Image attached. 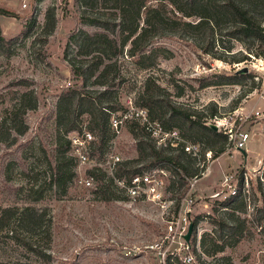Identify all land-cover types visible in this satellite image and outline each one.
Segmentation results:
<instances>
[{"label": "rangeland", "instance_id": "rangeland-1", "mask_svg": "<svg viewBox=\"0 0 264 264\" xmlns=\"http://www.w3.org/2000/svg\"><path fill=\"white\" fill-rule=\"evenodd\" d=\"M82 1L0 0L1 8L15 14V17L0 14L1 36L5 41L13 40L11 45L4 47L5 51H0V123L12 107L17 94L23 90L21 83H30V88L35 91L37 97L36 109L28 112L25 117L28 127L26 134L18 137L13 145L10 143V137L0 134V207L24 204L27 178L23 172L33 165L40 172V184L43 189L42 199L33 206L45 213V227L50 235V238H47L46 233L42 235L41 257L18 247L1 235L0 262L189 264L188 258H192L193 264H200V261L225 264L221 259L225 256L230 258L232 264H264V233H259L260 229L250 223L247 224L249 234H246V238L235 248L225 249L223 254L208 257L203 254L204 248L200 244L202 235L214 230V226L205 216L216 218L213 208L216 202L224 200L235 190L236 174L243 172L244 195L249 204L246 215L243 216L249 221L254 203L252 204V197L249 201L248 193L251 188H255L257 180L264 184V60L260 58H251L250 61L231 66L201 54L187 41L176 38L161 41V45L170 50L173 57L159 59L156 67L152 69H140L126 56L117 58L120 78L118 79L117 74L111 76L117 78L109 84H114L111 92L121 103L122 111L126 108L127 100L133 101L135 106L139 107L137 104L143 84L148 76H152L174 95L172 100L197 112H203L207 117L210 106L215 105L216 118H208V126L214 125V121H222L223 118L227 119L228 124L232 122L231 118L239 122V118L251 112H259V117L252 116L251 120L244 123L243 129L249 131L251 137L243 152L230 150L225 144L222 154L207 152L211 154V159H207L205 151L216 149L221 141L211 142L203 139L192 144L193 141L186 134L176 129L174 131L177 132V139H167L166 146L162 148L156 146L158 149H165L172 156L176 152L175 149L181 145H193L194 153H186L182 157V164L192 173L191 177L184 170H178L175 174L173 167L164 162L148 169L146 162H149L151 157L136 164L138 174L160 170L164 172L161 178L165 184V198L171 202L169 212L162 214L147 204L104 200L93 193L94 189L86 188L78 182L79 179L89 177V171L102 175L103 166L99 165H103V156L110 148L119 155L120 164L137 159L136 144L129 131V121L123 122L118 134L112 130L109 132L102 150L94 145L91 151L88 150L90 163L79 166L73 160L75 175L67 184L65 192L48 186L45 178L50 170L46 162L58 134L57 101L61 94L76 86L65 59L68 37L78 30L89 33L99 31V28L82 21V17L101 18L106 14L103 0H97L93 6H85ZM30 20L34 23L31 29H27L25 26ZM219 45L221 46V43ZM222 46H229L227 39L223 41ZM256 48L257 45L252 51ZM218 50L217 54L222 60L230 61V55L242 50V47L235 44L231 53ZM68 58L76 62L82 60L78 58L72 45L68 48ZM241 68H247L248 72L257 78L252 80L249 77L234 84L197 90L195 78ZM91 82L87 90H102L99 86H92ZM175 86L184 89L179 98L175 97L178 93ZM79 111H76L75 115L78 128L76 131L80 129L91 133L96 142L97 135L88 127V115H78ZM60 128L62 130L64 126ZM217 131L223 132V127ZM96 168L99 171H95ZM208 169L210 173L207 172L208 175L204 177L202 174ZM194 174L199 178L193 176ZM187 186L189 188L186 195L177 204L179 194ZM255 204L257 208L261 207V201ZM197 218L199 219L196 220ZM194 221H197L196 228L193 227L191 238L186 242L184 236L189 224ZM194 238L195 251L194 248L190 249ZM162 252L165 253L163 262L158 256Z\"/></svg>", "mask_w": 264, "mask_h": 264}, {"label": "trees", "instance_id": "trees-1", "mask_svg": "<svg viewBox=\"0 0 264 264\" xmlns=\"http://www.w3.org/2000/svg\"><path fill=\"white\" fill-rule=\"evenodd\" d=\"M96 1L83 0L82 2L85 6H93ZM103 4V9L106 10L105 16L82 17V21L100 30L92 33L78 30L72 32L67 41L65 59L68 61L76 86L61 94L57 101L58 134L51 154L48 157L46 155V165L50 173L45 178L50 188L54 187L62 192L66 191L67 184L75 175L73 168L75 159L70 156V142L67 137L69 133L77 132L76 111L80 110L78 115H88V127L97 135L94 146L102 150L111 131L109 124L111 114L123 109L111 92L114 84H109L117 77L120 78V68L117 64L119 56L131 59L132 63L140 69H152L156 67L159 59L173 57V53L161 45V41L176 38L187 41L201 54L224 61L231 66L250 61L251 58L264 60V50H262L264 47V0H103ZM0 14L15 17V14L1 7ZM33 23L34 21L30 20L25 27L31 29ZM226 39L229 46L224 47L222 43ZM12 43L13 40L5 41L0 31V51H5L4 47ZM235 44L240 45L242 50L232 53L230 61L222 60L221 56H218V49L231 53ZM71 45L75 47L78 58L82 60L76 62L68 58V48ZM256 45L257 48L252 51ZM79 63L81 65H78ZM116 74V78H111ZM249 77L252 80L257 78L250 72L242 73L233 70L222 74L200 76L195 78L194 82L197 90H202L234 84L240 79ZM90 82L92 86H99L102 90H87ZM21 84L23 90L17 94L12 107L0 123V134L10 137L11 145L16 143L18 137L26 134L28 127L25 117L37 106V97L35 91L30 88L31 84L27 81ZM175 87L178 90L175 97L179 98L184 93V89ZM189 88L192 89V86L189 85ZM173 97L174 95L154 77L148 76L137 105L146 109L149 117L158 121L165 131L174 129L182 131L193 141L192 144L203 139L211 142L221 141L216 149L206 150L205 153L214 151L215 155L222 154L225 144L229 145L227 135L214 131L207 125L208 118H216V106L213 104L210 106L207 117V114L203 112H197L185 104L172 100ZM61 126H64L62 130ZM80 131L79 129L78 132ZM129 131L136 144L137 159L121 163L116 177L137 174L139 170L136 164L146 161L148 157H151V160L146 162L148 169L164 162L173 167L172 171L175 174L178 170H184L191 177L192 173L188 172L182 164V157L186 155L183 146L175 149L176 152L170 156L165 149H157L153 140L134 121H130ZM94 170L99 171L97 168ZM89 173L96 185L93 193L104 200H121L112 181L105 178L104 172L102 175L92 174V171ZM23 175L27 178L24 204L0 207V236L41 257L42 235L46 233L47 238H50V235L45 227V213L33 206L43 197L40 172L30 165ZM235 178L237 184L234 194L216 202L213 208L216 218L210 215L205 216L214 226L211 233H204L200 239V244L204 248L203 254L208 257L223 254L225 249L235 248L249 234L248 223L260 229L259 233H264V184L257 180L255 188H251L248 193L249 201L252 197V204L254 203L249 221L246 216H243L246 215V208L249 206L244 195L243 172L236 174ZM188 188L187 186L179 194L177 204L184 198ZM259 201H261V207L257 208L255 203ZM196 225L197 221H194L193 227L196 228ZM195 247L196 239L194 238L190 249L194 248L195 251ZM221 259L226 262L225 264H232L229 257L222 256ZM0 264L24 263L0 262ZM200 264L209 263L200 261Z\"/></svg>", "mask_w": 264, "mask_h": 264}, {"label": "built area", "instance_id": "built-area-1", "mask_svg": "<svg viewBox=\"0 0 264 264\" xmlns=\"http://www.w3.org/2000/svg\"><path fill=\"white\" fill-rule=\"evenodd\" d=\"M125 105L126 108L123 111L114 112L110 116V129L116 134L119 133V128H121L123 122L134 121L153 140L155 146L158 148H162L164 145L166 146L165 142L167 139H177L176 131H165L158 121L152 120L149 117L146 109L135 106L134 102L131 100H127ZM252 116L259 117V112H251V114L239 118V122H236L233 118H231L232 122L229 124L226 118H223L222 121H214L217 130L223 127V133L228 137V146L230 150H245L246 144L251 136L249 131L244 130L243 127L244 123L249 119L251 120ZM67 138L70 142V156L75 159L78 165L83 166L90 163L87 152L93 149L95 141L93 135L84 130L80 132H71L68 134ZM181 146H183V150L186 153H194L195 147L193 145ZM206 155L207 159H211L210 153ZM101 163L103 165H99V167L103 166V172L106 175L105 178L112 181L117 193L121 196V202H127L129 204H147L153 206V208L162 214L169 212L171 202L165 198V184L161 178V175H164L163 171H152L143 174L137 173L129 177L123 176L118 178L116 177V173L120 165V157L117 153L112 151L111 148L103 156ZM202 175H204V173ZM78 182L86 188L96 189L92 176L83 180L79 179ZM234 192L235 190L232 194H234ZM171 231L172 226L170 224L169 232ZM153 247L154 246H150V248ZM158 256L163 262L165 253L162 252ZM188 262L189 264H193V259L188 258Z\"/></svg>", "mask_w": 264, "mask_h": 264}, {"label": "water", "instance_id": "water-1", "mask_svg": "<svg viewBox=\"0 0 264 264\" xmlns=\"http://www.w3.org/2000/svg\"><path fill=\"white\" fill-rule=\"evenodd\" d=\"M238 71L242 72V73H246V72H248V69L247 68H241ZM209 127L212 128L214 131H217V127L215 125H209ZM241 152H243V151H241ZM192 232H193V224L190 223L189 226H188L187 233L184 236V239H185L186 242H189V240L191 238V235H192Z\"/></svg>", "mask_w": 264, "mask_h": 264}, {"label": "bare ground", "instance_id": "bare-ground-1", "mask_svg": "<svg viewBox=\"0 0 264 264\" xmlns=\"http://www.w3.org/2000/svg\"><path fill=\"white\" fill-rule=\"evenodd\" d=\"M207 172H208V171H206V172L204 173V176H206Z\"/></svg>", "mask_w": 264, "mask_h": 264}, {"label": "crops", "instance_id": "crops-1", "mask_svg": "<svg viewBox=\"0 0 264 264\" xmlns=\"http://www.w3.org/2000/svg\"><path fill=\"white\" fill-rule=\"evenodd\" d=\"M209 173H210V169H208V174H209ZM208 174H207V175H208ZM204 177H205V176H204Z\"/></svg>", "mask_w": 264, "mask_h": 264}]
</instances>
